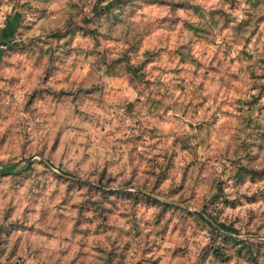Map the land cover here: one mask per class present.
Masks as SVG:
<instances>
[{
	"label": "rangeland",
	"instance_id": "obj_1",
	"mask_svg": "<svg viewBox=\"0 0 264 264\" xmlns=\"http://www.w3.org/2000/svg\"><path fill=\"white\" fill-rule=\"evenodd\" d=\"M69 7L61 27L56 12L30 22L32 0H0V120L17 110L51 119L65 102L97 114L79 123L72 113L77 127L68 131L79 137L58 133L39 160L29 159L36 141L25 137L26 166L0 165V191L12 197L0 223V264H129L133 255L131 264H264V243L251 239L264 232V207H249L264 205V0ZM38 27L45 36L25 43ZM61 84L80 95L56 92ZM105 137L125 140L130 163L139 162L130 179L85 172L86 152L72 166L77 139L91 148ZM17 139L6 133L0 153ZM218 165L228 180L215 175ZM238 165L257 173L239 179ZM170 180L167 196H179L178 206L161 202ZM241 209L244 219L229 215ZM121 220L128 230L117 227ZM214 225L231 237L243 232L252 256L220 241ZM100 237L108 247L93 242ZM217 243L222 258L207 248Z\"/></svg>",
	"mask_w": 264,
	"mask_h": 264
},
{
	"label": "clouds",
	"instance_id": "obj_2",
	"mask_svg": "<svg viewBox=\"0 0 264 264\" xmlns=\"http://www.w3.org/2000/svg\"><path fill=\"white\" fill-rule=\"evenodd\" d=\"M214 3L215 0H212ZM72 3H79V0H32V15L28 17L30 22H35L43 15H52L53 12H56L58 15L54 17V19L60 21V26H63V21L67 19L68 15L71 14V8L69 7ZM6 27L4 23V18L0 17V30ZM45 29L54 28V26L44 25ZM45 31H41L38 27L36 30L31 32L28 37L24 38V42L27 43L28 39H35L37 37H44ZM87 76V72L82 73V80ZM98 76L100 78H105V74L103 72H99ZM106 79V78H105ZM6 87L5 85L0 84V88ZM81 87L87 90L86 81L81 84ZM68 93L73 96H79L80 92L77 90L75 86H69L67 84H61L58 86L55 91L56 92ZM82 103V101H81ZM80 109V103L74 102H65L64 105L60 107L59 113L51 118L46 120L38 119L37 115H25L23 112L17 110V114L8 120H0V138L4 137L6 133H10L13 138H18L16 146L12 148L8 152L0 153V165H6L9 163H14L19 165L20 167H24L27 164V161L23 159L22 155L19 151V145L24 143V138L27 137L29 142L36 141L34 145V149L30 150L29 159L39 160L40 156L37 153L40 151L41 146L51 140L54 139L58 133H63L65 141L76 139L79 137V132H69L68 129L72 127H77L75 123V117L72 115L74 112H78L79 115V123H83L85 120H89L92 116L97 115L96 113H89L87 108L83 111H78ZM115 109H113L114 111ZM48 116H52L51 112L47 113ZM100 115H103L102 113ZM41 129L39 132L37 129ZM126 143L125 140L121 139L119 141L116 140L115 137L111 141H108L105 137L103 140L95 139V142L91 148L82 147L85 144L83 138L77 139V146L75 149L76 154L72 157V166L75 167L78 162H81L82 157L85 152L87 153L89 159L87 163L83 165L85 172H95L98 176L105 170H108L109 174L116 177L120 176L122 180L130 179L132 168L139 167V162L135 165L130 163V159H135V157L129 156V150L123 145ZM220 153H217L219 155ZM222 163H227V161H222ZM221 167L218 165L216 168L215 175L220 177L223 180H228L227 175L221 176ZM206 179H210V174L205 176ZM176 191L178 192L182 185L180 184L179 175L176 177ZM173 181H169L164 187L161 189V192L164 196L161 198L162 203H167L170 205H179L180 197L179 196H171L168 197L167 194L169 192L170 187L172 186ZM115 187V185H114ZM250 188V186H249ZM7 189H4L6 191ZM130 191H136L135 188L129 189ZM243 195L253 196L255 194V189L245 190ZM12 197L9 196L5 199L3 191H0V223H3V211L8 203V200ZM231 199H235V195L230 196ZM253 210L256 208L264 207V205H253ZM24 210V205L18 210L17 216L13 217V220L19 218V213ZM191 209H185V211H190ZM229 215L235 219L237 215H240L241 219H244V210L241 209L238 212L229 213ZM239 227V225H237ZM118 228H123L128 230L130 225L125 221H119L117 224ZM112 239H118L116 233L108 234ZM239 239H244L246 236L242 232ZM256 241L260 243H264V232L260 233L258 236L252 237ZM94 243H100L103 247H108L107 243L104 241L103 237L98 239L94 238ZM119 247V245H117ZM171 247V246H170ZM135 259L134 255L129 257V264Z\"/></svg>",
	"mask_w": 264,
	"mask_h": 264
},
{
	"label": "trees",
	"instance_id": "obj_3",
	"mask_svg": "<svg viewBox=\"0 0 264 264\" xmlns=\"http://www.w3.org/2000/svg\"><path fill=\"white\" fill-rule=\"evenodd\" d=\"M236 170H237L239 179H241L243 175L245 174L247 176L253 177L257 173L256 169H252L250 167H247L246 165H238L236 166ZM216 227L217 226L214 225L213 232H214V235H216L220 239V241L224 243L233 244V246H235L234 247L235 251H239V252L241 251L244 255L249 256V257L252 256L250 243L248 241L240 240L236 237H231L230 233H227L220 227H217V228ZM207 248L216 257L222 258L223 256H225L224 253L221 251L220 245H218V243L217 245L209 244Z\"/></svg>",
	"mask_w": 264,
	"mask_h": 264
},
{
	"label": "crops",
	"instance_id": "obj_4",
	"mask_svg": "<svg viewBox=\"0 0 264 264\" xmlns=\"http://www.w3.org/2000/svg\"><path fill=\"white\" fill-rule=\"evenodd\" d=\"M138 96L141 97V94L138 93Z\"/></svg>",
	"mask_w": 264,
	"mask_h": 264
}]
</instances>
